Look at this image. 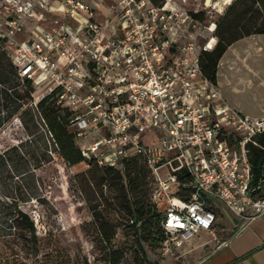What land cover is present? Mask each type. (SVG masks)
Wrapping results in <instances>:
<instances>
[{"label": "built area", "instance_id": "2783aa9c", "mask_svg": "<svg viewBox=\"0 0 264 264\" xmlns=\"http://www.w3.org/2000/svg\"><path fill=\"white\" fill-rule=\"evenodd\" d=\"M186 1L0 0V50L21 84L43 91L34 107L54 93L98 166L145 161L165 247L210 230L217 202L243 222L264 214L246 149L264 119L236 111L202 75L215 22Z\"/></svg>", "mask_w": 264, "mask_h": 264}, {"label": "rangeland", "instance_id": "374dc122", "mask_svg": "<svg viewBox=\"0 0 264 264\" xmlns=\"http://www.w3.org/2000/svg\"><path fill=\"white\" fill-rule=\"evenodd\" d=\"M233 2L237 4L235 11L251 6V0H211L208 6L206 0H187L184 7L203 13L206 22L221 21L228 26L230 37L254 31L264 22V0L250 8L241 26L234 12L224 15ZM240 46H244L242 51L249 63L259 53L253 40ZM258 59L264 60V56ZM248 69L246 66L243 70ZM250 72L255 75L254 68L250 67ZM42 93L16 79L13 66L0 50V264H108V252L92 210L97 205L119 206L118 183L103 178L100 167L88 164V160L72 166L62 158L41 120L42 112L33 105V98ZM250 97L239 94L233 99L228 95L229 100L255 110L254 102L260 97ZM159 174L164 177L165 170L160 169ZM218 205L225 208L222 202L215 203ZM225 209L220 211L223 216ZM211 210L218 219L219 210ZM18 212L33 223L34 239ZM230 215L236 225L243 223V219ZM121 223L131 225L127 216ZM123 230L129 232V228ZM143 249L145 257L131 251L117 264H177L181 260L172 242L168 247L145 243Z\"/></svg>", "mask_w": 264, "mask_h": 264}, {"label": "trees", "instance_id": "16d2710c", "mask_svg": "<svg viewBox=\"0 0 264 264\" xmlns=\"http://www.w3.org/2000/svg\"><path fill=\"white\" fill-rule=\"evenodd\" d=\"M150 1L156 4L161 2V0ZM256 2L258 0H251V6L244 5V9L240 11H235L237 4L233 2L227 7L224 15L234 12L236 21L240 22L241 26L245 22L243 17L249 13L250 8ZM194 17L206 22L203 13L195 14ZM252 35L264 36V22L254 31L234 37L229 36L227 25L221 21L215 22L216 44L211 51L203 52L199 57V68L202 75L216 85L217 66L225 51L235 42ZM26 85L32 87L29 83ZM54 101L55 95L51 93L38 102L36 109L39 113L42 112L41 120L62 158L68 165L74 166L83 162L84 158L77 144L76 132L69 122V113L60 110L55 106ZM246 149L250 166L249 195L262 198L264 197L262 193L264 191V132L254 137L246 145ZM90 163L97 165L93 160H88V164ZM99 167L103 178L117 181L121 197L119 206L106 208L97 205L92 210L97 230L108 252V264H117L124 255L131 251L134 255H141L143 258L146 255L143 244H163L166 238L161 226L163 216L150 199L152 179L145 161L141 158H134L124 163L121 169ZM124 216H127L128 221L131 222L130 227L121 223ZM18 217L34 239L33 223L28 216L18 212ZM152 220L154 222H151ZM124 228H129V232L126 233Z\"/></svg>", "mask_w": 264, "mask_h": 264}, {"label": "crops", "instance_id": "0c3cea01", "mask_svg": "<svg viewBox=\"0 0 264 264\" xmlns=\"http://www.w3.org/2000/svg\"><path fill=\"white\" fill-rule=\"evenodd\" d=\"M248 40H253L259 52L250 59V63L243 54L244 46L238 47ZM259 41L264 42V36L247 37L232 44L221 57L216 71V86L222 98L252 120L264 119V60L258 59L264 56V44ZM246 66L249 69L243 70ZM250 67L255 69V75L250 72ZM239 94L247 99L260 97L254 102L257 108L252 110L244 103L233 102ZM228 95L233 99L229 100ZM217 209L221 216L217 219L215 215L210 230L200 231L176 247L181 258L177 264H264V214L236 225L231 212L228 214L220 205ZM221 209L226 210L225 216Z\"/></svg>", "mask_w": 264, "mask_h": 264}, {"label": "bare ground", "instance_id": "6f19581e", "mask_svg": "<svg viewBox=\"0 0 264 264\" xmlns=\"http://www.w3.org/2000/svg\"><path fill=\"white\" fill-rule=\"evenodd\" d=\"M211 0L206 1V5L208 6L210 4ZM228 3V2H227ZM226 4V3H225Z\"/></svg>", "mask_w": 264, "mask_h": 264}, {"label": "water", "instance_id": "95a60500", "mask_svg": "<svg viewBox=\"0 0 264 264\" xmlns=\"http://www.w3.org/2000/svg\"><path fill=\"white\" fill-rule=\"evenodd\" d=\"M207 1V0H206Z\"/></svg>", "mask_w": 264, "mask_h": 264}]
</instances>
